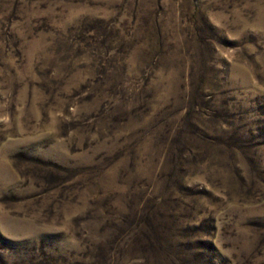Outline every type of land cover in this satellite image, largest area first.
<instances>
[{
    "label": "rangeland",
    "instance_id": "rangeland-1",
    "mask_svg": "<svg viewBox=\"0 0 264 264\" xmlns=\"http://www.w3.org/2000/svg\"><path fill=\"white\" fill-rule=\"evenodd\" d=\"M0 264H264V0H0Z\"/></svg>",
    "mask_w": 264,
    "mask_h": 264
}]
</instances>
